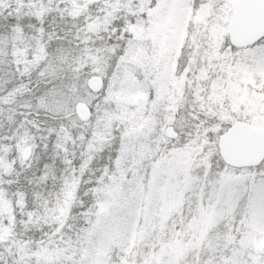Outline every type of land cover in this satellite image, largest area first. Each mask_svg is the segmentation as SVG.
Returning a JSON list of instances; mask_svg holds the SVG:
<instances>
[{"label":"snow or ice","instance_id":"6c2138e0","mask_svg":"<svg viewBox=\"0 0 264 264\" xmlns=\"http://www.w3.org/2000/svg\"><path fill=\"white\" fill-rule=\"evenodd\" d=\"M0 264H264V0H0Z\"/></svg>","mask_w":264,"mask_h":264}]
</instances>
